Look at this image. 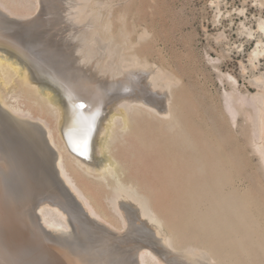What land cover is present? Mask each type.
Instances as JSON below:
<instances>
[{"label": "bare ground", "instance_id": "1", "mask_svg": "<svg viewBox=\"0 0 264 264\" xmlns=\"http://www.w3.org/2000/svg\"><path fill=\"white\" fill-rule=\"evenodd\" d=\"M0 3L29 17L0 9V264H229L237 250L251 264L261 246L252 201L225 192L226 155L195 140L178 74L138 51L148 33L109 34V21L85 29V0H34L21 12ZM255 81L257 93L232 91L223 109L232 123L252 121L264 168V73ZM151 150L152 180L140 183L129 171Z\"/></svg>", "mask_w": 264, "mask_h": 264}, {"label": "rangeland", "instance_id": "2", "mask_svg": "<svg viewBox=\"0 0 264 264\" xmlns=\"http://www.w3.org/2000/svg\"><path fill=\"white\" fill-rule=\"evenodd\" d=\"M6 1L10 9L15 8L20 12L34 6V0ZM85 3L88 11L83 22L87 24L85 29L95 26L100 28L109 21L112 26L109 34L117 35L119 29L120 33L127 29L126 39L132 40H139L137 34L145 30L149 35L146 34L141 40L138 51L145 55L151 64L166 67L182 79L176 97L177 101H180L183 119L190 122L193 136L200 135L198 139L194 136L196 141L206 138L209 144L204 141L205 145L211 148L216 146L220 153L223 152L221 153L223 159L226 157L228 160L232 157L229 159L231 164L224 159L227 167L224 171L226 182L223 188L225 192L236 191L248 201H252L251 206L255 214L257 213L255 217L259 223L253 242L259 241L261 246L251 245L253 250L249 260L251 259V264L264 262V168L252 146V121L248 120L246 114L240 113L239 117L237 116L239 119H236L237 123H232L228 111H225L226 94L240 91L246 94L249 100L250 94L257 93L263 86V83L256 82L255 78L264 73V52L254 61L251 55L257 45L263 49L259 41L264 42V32L258 29V23L264 18V0H85ZM0 6L3 12L7 10L5 14L18 17L1 3ZM16 17L12 18L17 20L19 17V20L29 18ZM90 21L94 22L92 26ZM93 55L95 54H88L91 57ZM235 79L238 82L234 81ZM248 105L246 102L245 106L251 108ZM21 106L23 108L27 106L23 99ZM34 114L37 116V112ZM30 117L28 114L25 116L31 119ZM45 117L51 125H56L54 116ZM149 120L152 119L145 118L146 127H149L146 123ZM154 123L152 120L150 124ZM202 133L206 136L203 137ZM154 158L156 154L152 150L146 152L142 163L135 164L129 173L138 174L140 183H149L152 180L149 172ZM109 189L107 187L108 191ZM101 196L99 201L104 205L102 208L104 210L107 208L106 212L112 214L109 203H106L108 201H104ZM180 241L184 242V238ZM37 243H34L33 247L36 248ZM238 252L240 251L234 253L236 257L234 263L229 264H248V259L244 258L241 252L236 255Z\"/></svg>", "mask_w": 264, "mask_h": 264}, {"label": "water", "instance_id": "3", "mask_svg": "<svg viewBox=\"0 0 264 264\" xmlns=\"http://www.w3.org/2000/svg\"><path fill=\"white\" fill-rule=\"evenodd\" d=\"M24 119H27V118H24ZM27 120H30V121H32L33 123H35V124H37V125H39V127H42V123L41 122H39V121H37V120H32V119H27ZM50 149H52V147H49ZM84 158V157H83ZM65 189H66V185L65 184H63L62 185ZM48 232H52L50 229L49 230H47Z\"/></svg>", "mask_w": 264, "mask_h": 264}]
</instances>
